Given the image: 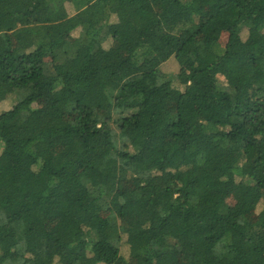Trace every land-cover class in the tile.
Listing matches in <instances>:
<instances>
[{
    "label": "trees",
    "instance_id": "trees-1",
    "mask_svg": "<svg viewBox=\"0 0 264 264\" xmlns=\"http://www.w3.org/2000/svg\"><path fill=\"white\" fill-rule=\"evenodd\" d=\"M0 149V264H264V0H0Z\"/></svg>",
    "mask_w": 264,
    "mask_h": 264
},
{
    "label": "rangeland",
    "instance_id": "rangeland-1",
    "mask_svg": "<svg viewBox=\"0 0 264 264\" xmlns=\"http://www.w3.org/2000/svg\"><path fill=\"white\" fill-rule=\"evenodd\" d=\"M68 7V12H69V14H70V16H72L73 15V13H74V11H73V9L70 7V6H67ZM78 30H75V31H73V32H70L69 34H68V38H75V37H77L78 36ZM70 35V36H69ZM242 37L243 38H245V31L242 33ZM226 40H227V34H222V36H221V38H220V41H219V45H220V51H223L224 50V46H225V43H226ZM113 44V41L112 40H108L104 45H105V47H108L109 45L111 46ZM116 45L117 46H119L120 45V43H116ZM162 70H163V72H165V73H167V74H171V75H175L176 74V72H177V65L173 62V61H169L168 63H166V64H164L163 65V67H162ZM8 105H3V107H2V109H4V110H6V109H8ZM34 107L35 108H38V109H44V104H43V102H37V103H35L34 104ZM64 119H68L69 118V116L68 115H66V116H64L63 117ZM0 153H1V149H0ZM234 158H236L235 156H233L232 157V159H234ZM128 187V186H127ZM228 200V202L230 203L231 202V199L230 198H228L227 199ZM256 211L257 210H253V209H251L250 211H249V216L250 217H253V216H255L254 215V213L256 214ZM52 224H53V222H49L48 224H47V227L48 228H50L51 226H52Z\"/></svg>",
    "mask_w": 264,
    "mask_h": 264
}]
</instances>
